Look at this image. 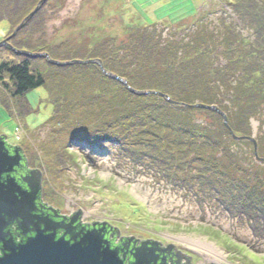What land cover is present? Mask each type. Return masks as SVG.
<instances>
[{"label":"rangeland","instance_id":"1","mask_svg":"<svg viewBox=\"0 0 264 264\" xmlns=\"http://www.w3.org/2000/svg\"><path fill=\"white\" fill-rule=\"evenodd\" d=\"M40 2L42 4L39 6ZM252 5L264 8V0H0V43L8 40L12 44L14 36L20 32H15L16 29L24 23L31 31L23 33L22 30L18 42L28 41L30 45L37 46V49L44 50L42 52L49 53L52 59L53 53L68 57V52L72 55L76 52L82 56L86 53V56L93 57L92 52H99V56L104 54L105 59H109L107 64L114 65L115 70L120 73L124 71L121 68L123 66L136 69L133 63L127 62L126 55L134 48H142L137 51H145V56H140L145 62L142 68H137L140 70H136L139 77L136 75L130 78L136 84L134 88L144 92H158L152 89L154 85L149 82L159 79L161 83H169L171 87L168 91L174 94L162 95L180 101L181 98L177 97L192 92L189 86L191 84L193 92L205 94V90L200 91L202 87L198 83L201 81H197L202 77L199 75L204 73L197 75L194 70L190 71V62L198 65L200 71L212 72V68L219 70V74H225L232 85H236L238 75L241 77V73L236 72L237 75H234L233 71H230L233 63L230 46L227 44L228 28L225 24L229 25V30H236V33L241 35V45L250 47L247 52L257 48L262 49L264 54V42H254L259 36L257 32L263 29L262 24L252 27L247 21L255 13L250 8ZM38 7L44 10L39 16L46 18L43 25L39 17L31 18ZM23 26L20 29H23ZM143 30L148 39L155 33L160 36L159 40L180 42L183 51L177 50L175 56L168 50L160 51V46L152 45L150 54L155 59L152 58L147 55L150 51L147 40H144L140 47L131 42L132 35ZM13 34L15 35L12 36ZM195 38H198L195 43L200 48L197 49L195 43V48H187V43L192 44ZM9 49L7 45L0 47V64L4 61H19L18 53ZM131 55L137 57L133 52ZM161 56L167 58L160 59ZM234 56L241 59L240 54ZM74 59L88 61L92 58ZM205 60L209 68L206 67L207 64H202ZM102 62L110 71L106 60ZM241 63L243 69L247 68L246 60ZM81 64L82 67L74 64L67 68L52 64L45 57H37L34 66L44 73L48 79V87L31 91L27 99H22L19 105L0 84V133L5 134L13 144L26 145L31 155V166L45 172V190L51 201H56L55 188H59L57 190H60L67 200L64 205V199H60L56 206L65 208L68 212L80 207L90 220H109L121 228L123 234L147 236L160 231L170 237L179 238L184 243L188 240L189 243L200 244L218 261L227 257L232 264H264V226L258 225L253 212L250 216L241 213L244 208L240 207L239 201L237 204L232 201L231 209L227 206L229 203H223V200H238L240 197L236 190L231 191V194H222L209 188V185H196L194 188L175 186L173 179L167 181L160 172L164 170L163 167L150 168L148 165L145 167L136 164L118 141L106 140L101 144H91L88 141L86 135L95 119L109 122L108 119L112 118L111 112L123 111V108L115 106L124 107V103L133 96L123 92V87L128 88L119 80V84L113 85L115 94L105 96L99 92L98 83H93L94 79L90 77L94 74L97 64ZM185 64L188 68L180 67ZM133 69L130 72L132 76ZM243 75L246 80L248 78L246 86L252 87L253 91H259L258 83L263 81V76L259 73ZM119 76L128 81L125 76ZM209 79L212 85L219 86L221 83L219 77ZM137 83L143 86L140 88L145 89H139ZM92 85L95 86L93 89L90 87ZM221 87L225 89L224 86ZM227 87L218 102L230 105L231 91ZM70 93L79 95L70 100L78 102L72 108L63 106L66 105L65 100ZM89 95L92 102H88ZM136 95L139 94L134 96ZM105 99L114 103L110 105ZM79 102L83 106L92 107L91 111L95 113L86 117L81 114L80 118L84 120L79 124L69 127L70 124L63 123L65 125H61L55 133V126L59 125L51 124L49 119L57 108L60 113H67L65 116L73 113L75 117L74 111ZM25 104L31 107L28 117L22 116L21 110ZM233 106L235 107V104L230 107L234 108ZM18 107L20 112L17 111ZM247 110L246 107L244 111ZM195 114L202 125L221 130V139L224 142V147H221L219 152L208 147L207 153L203 155L204 159L210 164L214 155L216 161L211 165H217L218 168L220 165L224 170L230 165L231 170L228 173L233 179L238 177L244 188V193L240 194L243 196L242 200L248 196L253 199L255 194L264 191V158H261L264 157V110L260 119L252 118L250 124L247 123L245 127L251 131L248 136L256 139L257 150L252 141L238 142L231 132L230 135L226 134L218 118L210 113L202 110L196 111ZM72 119L66 123H71ZM136 130L139 132V129ZM225 146L235 157L227 155ZM190 152L193 154V151ZM230 161L234 163L231 164ZM199 165L200 163L193 162L194 169L188 176L189 184L200 178L197 177L201 173L197 170ZM177 171L179 176L184 175L185 171ZM224 173L226 172L218 174V177L221 182L226 183L228 179ZM207 177L215 179V171H210ZM222 189L225 192L229 190L225 187Z\"/></svg>","mask_w":264,"mask_h":264},{"label":"trees","instance_id":"2","mask_svg":"<svg viewBox=\"0 0 264 264\" xmlns=\"http://www.w3.org/2000/svg\"><path fill=\"white\" fill-rule=\"evenodd\" d=\"M243 2L247 0H242ZM248 6V3L247 5ZM251 10H254L255 13L252 15L250 19H247L248 23L253 27L261 25V27L264 29V8L257 6H251ZM35 9V8H34ZM43 8H39V10L31 16V18H38L41 13L43 12ZM256 16V17H254ZM30 18V19H31ZM40 18V21L43 25L45 24L46 18ZM229 25L225 24V27L228 28L226 31V34L229 35V38H227V44H229V52L230 57L232 59V65L233 67H230V71H233L234 75H237V73H241V77L238 75V78L236 80V85L231 84V80L225 76V74H219V70H214L212 68V72H209L208 70L200 71L198 65H194L192 62L188 63L189 70L195 71L197 75L200 73L199 76H202L199 80L201 83H198L199 86H201V90H205V94L202 92H193V85H189L192 92L185 93L181 97V100H177L173 98L172 92L168 91V88L170 84L165 82L161 83L157 79L151 80L149 83L154 85V88L156 92L149 93L147 95H136L132 94L128 89H125L123 87V92L132 95L133 97L129 99L128 102L124 103L123 106H115L119 108H123L122 112H111L112 118H109V122H105L104 119H101L100 121L96 120L92 123V127L88 129V134L86 137H88V141L91 144H101L106 140H114L118 141L121 144V147L123 146L125 148V152L130 154L133 158V161L136 164L144 165L145 167H163L164 170H160L161 173L164 174L165 179L169 181L168 179H173L175 183L173 184L175 186L179 187H189L194 188L196 185L199 186H208L209 188H213L214 191L217 190L218 192L224 194L228 193L231 194V191L234 192L236 190V193H239L238 200H231L230 202H225L223 200V203H229L227 206L231 209V204L234 202L239 201L240 207L243 209L241 213H247L250 216V213L253 212L254 219L258 221V225L264 226V191L259 192L258 194H255V197L252 199H249V196L247 199L242 200V195L244 188L241 185V181H239V178H232L233 176L230 175L228 172L231 170L230 165L227 167V170L222 169V166L219 165V168L217 165L214 164L211 165V163L215 162L216 158L214 155L211 158V163L207 162V159H204V154L207 153L208 147H212L215 151L219 152L222 144L224 143L221 139V134L218 128H212V126H204L201 122L198 121L197 116L195 114L196 111H204L205 113L215 116L220 121L221 127L226 134L230 135L229 129L225 126L223 122V116L216 111L208 110V109H201L199 108H183V107H176L173 104L169 102V100L164 97L162 94L170 95L172 99L180 102L185 103L189 105H195L196 103H202L206 105H215L218 104L219 107L227 114L229 118V122L231 127L233 128L234 133L239 137H249V129H246L247 123L250 124V120L252 118L260 119L261 118V112L264 110V54H262V49H251L249 52H247V48L244 45H241V35L236 33V30L232 32L233 30H229ZM26 29H21L20 32L16 34V37L14 36L12 44L16 49L19 50H26L31 51L33 53H42L41 48L37 49L35 46L30 45V43L27 42H18V37L20 36L21 31L23 30V33L26 31H31V29H28V26H23ZM231 27V26H230ZM148 28V27H147ZM202 29V28H201ZM201 29H196L197 31ZM232 29V27H231ZM260 29L257 34L259 36L256 37L257 44L259 42H264V30ZM147 30V29H146ZM254 31V30H253ZM207 32V31H205ZM215 33V32H212ZM155 34V33H152ZM148 38L145 37V30L143 31H136L132 35L131 42H135L134 44H138L137 46L140 47V44L147 40V44L149 45V53L147 55H151L152 58L155 59V57L150 54L151 53V46L154 45V47L157 45L161 50H168L173 55H177V50H182L181 43L174 41V40H159L160 36L152 35ZM159 38V39H158ZM209 38V37H208ZM152 39H158V40H152ZM198 38H195L193 43H187V48H193L195 40L197 41ZM214 40V39H213ZM208 41V40H207ZM246 41V40H245ZM162 42V44H161ZM248 42V41H247ZM254 42H251L253 44ZM207 43V42H206ZM208 44V43H207ZM197 49L200 48L198 44ZM205 45V44H204ZM153 47V46H152ZM257 47V46H256ZM132 48H134L132 44ZM195 48V47H194ZM142 48H134L132 51H129L130 53L127 54V62L133 63L134 67L136 69H133V76L130 74L132 72V69L129 66H123L121 67L124 71L119 72L118 70H115L114 65L107 64V60L105 59L104 54L99 56V52H92L93 57L86 56V53L84 56L80 55V53L71 54L68 52L69 56H60L55 55L54 53L51 55L55 60H61V61H73L76 60L74 58H92V59H102L106 60V66H108L109 70L120 74L121 76H125L130 85L134 88L136 87V84L134 83V80L130 79L131 77L138 76V70L137 68H142L143 63L145 62V59H141L140 56H145V51H141L139 53L137 50ZM12 52L14 50L10 48ZM36 51V52H35ZM49 51V50H47ZM157 50V52H160ZM183 51V50H182ZM131 52H133L137 57L132 56ZM144 52V53H143ZM101 53V51H100ZM105 53V52H103ZM51 54V53H50ZM106 54V53H105ZM235 54H240L241 59L235 57ZM248 55V56H247ZM244 56V57H242ZM17 58L19 61H4L0 64V84L6 88L7 93L10 95V97L14 100H16V104L19 105V103L22 101V99H27V95L38 88H46L47 85V78L44 75V73L40 72L37 68H35L34 63L36 58L29 57L25 54H17ZM161 58H167L161 56ZM236 58V59H233ZM79 60V59H77ZM246 60L247 68L243 69L241 61ZM92 65H95L94 63H91ZM147 64V63H146ZM202 64H207L206 67L209 68L208 62L203 61ZM85 65V64H84ZM188 65H180L181 68H188ZM257 65V66H256ZM76 66L82 67V64H78ZM94 68V74H91L90 77L94 79L93 83L97 82V87L99 92L101 91L102 94H105V96H109L110 94H115V91H113V85L119 84L117 80L106 76L102 73L100 67L98 65H95ZM67 68H70V66H66ZM65 67V68H66ZM137 70V71H136ZM237 72V73H236ZM180 74V71H178ZM257 74L263 76V81L258 83V89L259 91H253L251 88H249L247 85L248 78L246 80L245 76L243 74ZM130 74V75H129ZM248 76V75H247ZM139 77V76H138ZM220 79V85L215 86L212 85L211 79L209 78H217ZM239 81H242L239 83ZM182 81L180 82V84ZM230 85V86H229ZM139 89H145L140 88L143 87L142 85H138ZM221 86H224L225 89H223ZM228 86V87H227ZM92 89L95 87L94 85L90 86ZM226 87L229 91H231L230 96V105L223 104L221 102H218V100L225 94ZM88 89H91L89 87H86ZM153 91V90H151ZM117 92V91H116ZM211 92H214L211 94ZM77 95L74 96V94L70 93L68 98L65 100L66 105L72 108L75 103L78 102H70L71 99L78 97V93H75ZM129 96V95H128ZM130 97V96H129ZM176 97V96H175ZM80 98V97H79ZM91 96L89 95L88 102L91 101ZM108 101V99H105ZM84 102V100H82ZM141 101V102H140ZM234 101V102H233ZM109 104H113L114 102L108 101ZM69 103H72L71 105ZM85 103V102H84ZM232 104H235L234 108H231ZM21 106V105H20ZM230 107V108H229ZM237 107V108H236ZM248 108L247 111H244L245 108ZM19 108H17V111H19ZM22 116L28 117L31 114V107L28 104H25L24 107H22ZM92 107H86L79 102V105L76 108V116L74 117L73 113H69L68 116H65L67 113H60L58 111V108L55 112V114L49 119V122L53 125H59L55 126V133L59 131V128L61 125H69V127H72V124L77 125L80 123V121L84 120L81 117V114L86 115L94 114L95 112H92ZM72 119L71 123H66L69 121V119ZM75 119V121H74ZM135 119V120H134ZM126 121V122H124ZM89 122V118L87 120ZM62 123V124H61ZM65 123V124H63ZM219 124H216L217 126H220ZM242 125V126H241ZM115 128V129H114ZM116 128L123 129L121 131L117 130ZM139 129V132L136 130ZM251 129V128H250ZM142 131V134H140ZM140 135L142 137H140ZM232 135V134H231ZM138 137V138H136ZM233 141V139L231 138ZM235 140V139H234ZM238 142H250L247 139L237 140ZM225 150L228 156L235 157L234 155H231L229 149L227 146H225ZM193 151V154L190 152ZM179 154V155H178ZM213 154V153H212ZM264 158V157H261ZM193 162H198L199 169H197L199 172H201L197 177L198 180H193L189 184L188 176L192 174L191 170L194 169L192 164ZM220 162V160H219ZM231 163V161H230ZM232 162L231 164H233ZM195 165V164H194ZM230 168V169H229ZM174 172L172 173L171 171ZM177 169H179L181 172H184L183 176H179ZM210 171H215V179H211V177H207L208 174H210ZM170 172V174H169ZM224 173V176L228 179L226 183L221 182L219 180L218 174ZM169 175H168V174ZM204 173V174H203ZM247 173V172H246ZM202 174V175H201ZM170 178H169V177ZM171 181V180H170ZM187 181V182H186ZM172 182V181H171ZM211 182H213L211 184ZM218 184V185H216ZM229 189L228 192H225L222 188ZM233 201V202H232ZM242 202H244V206H242Z\"/></svg>","mask_w":264,"mask_h":264},{"label":"flooded vegetation","instance_id":"3","mask_svg":"<svg viewBox=\"0 0 264 264\" xmlns=\"http://www.w3.org/2000/svg\"><path fill=\"white\" fill-rule=\"evenodd\" d=\"M0 144L5 145V151L17 161L9 167L10 171L3 174V181L15 179L22 190L27 191L25 194L31 202L28 220L16 219L10 222L6 230L16 243L35 236L34 230L41 226L45 228L42 225L45 223L47 230H52L49 233H54L58 239L81 238L85 232L92 230L101 232L109 247L118 251L123 264H232L227 257L216 260L200 244L189 243L188 240L184 243L160 231L147 236L126 235L109 220H90L81 209L68 212L56 206L60 199H64V202L67 199L57 190L59 188H55L56 201H51L45 190V172L31 166V155L26 145L13 144L6 137Z\"/></svg>","mask_w":264,"mask_h":264},{"label":"water","instance_id":"4","mask_svg":"<svg viewBox=\"0 0 264 264\" xmlns=\"http://www.w3.org/2000/svg\"><path fill=\"white\" fill-rule=\"evenodd\" d=\"M41 4L42 2H40L39 6ZM38 8L32 14L37 12ZM23 25L24 23H22L15 32ZM14 35L15 34L12 36ZM3 45L9 46L18 54H25L32 58L45 57L50 63L58 66L96 63L101 67L105 75L122 82L130 92L139 95L151 93L133 88L126 79L108 71L100 59H91L88 61H60L52 59L47 52L33 53L31 51L18 50L9 43L8 40L0 43V47ZM167 99L176 107H200L216 111L223 116L225 126L236 140H250L255 144L257 150L256 139L254 137L237 136L229 125L227 114L219 106L202 103L189 105L173 101L169 97ZM4 137L5 134H0V142ZM6 148L5 145L0 144V243L2 244L0 264H123L118 255V251L109 247L108 242L103 239L101 232L93 230L85 232L81 238L66 240L65 237H61L58 239L54 233H49L52 230H47V226L44 223L42 225L45 228L41 226L35 229V236L28 237L20 244L16 243L12 237H9V233L6 231L8 225L16 219L28 220V214L31 211V202L26 196L27 191L22 190V187L15 179L3 181V174L10 171L11 168L9 167H12L13 164L17 162L14 157H11V155L5 151ZM79 209L81 208L79 207Z\"/></svg>","mask_w":264,"mask_h":264},{"label":"bare ground","instance_id":"5","mask_svg":"<svg viewBox=\"0 0 264 264\" xmlns=\"http://www.w3.org/2000/svg\"><path fill=\"white\" fill-rule=\"evenodd\" d=\"M21 29H19V31H20ZM19 50V49H18ZM1 134V133H0ZM5 137L8 139V137L5 135ZM5 137H4V139H5ZM9 140V139H8Z\"/></svg>","mask_w":264,"mask_h":264}]
</instances>
